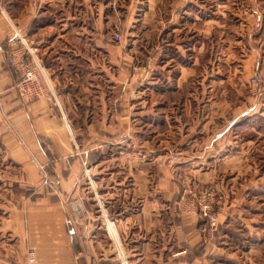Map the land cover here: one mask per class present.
Instances as JSON below:
<instances>
[{"label": "crops", "instance_id": "1", "mask_svg": "<svg viewBox=\"0 0 264 264\" xmlns=\"http://www.w3.org/2000/svg\"><path fill=\"white\" fill-rule=\"evenodd\" d=\"M169 1L0 0V264H26L28 251L33 264H201L218 242L253 237L250 250H264V210L243 184L264 159V130L249 118L261 107L232 90L249 74L243 56L264 50V0L204 1L215 17L196 30L210 41L198 54L227 59L205 70L196 63V94L185 96L167 89H183L195 64H156L140 48L157 27L177 35L185 0ZM19 40L36 49L53 97L19 99L6 60ZM146 65V75L131 73ZM215 177L232 187L205 245L202 221L171 207L181 178L199 185ZM73 194L84 200L75 222L66 205Z\"/></svg>", "mask_w": 264, "mask_h": 264}, {"label": "rangeland", "instance_id": "2", "mask_svg": "<svg viewBox=\"0 0 264 264\" xmlns=\"http://www.w3.org/2000/svg\"><path fill=\"white\" fill-rule=\"evenodd\" d=\"M177 2H180V0H176ZM205 0H185L184 6L181 7L179 11H177V14L179 16L178 19H180V22L177 24L178 33L176 36L172 37L173 35H167L166 34V28L159 29L157 27L156 35L155 37H152L150 39H146L145 41L142 40L140 44L141 46L146 48L150 53L152 52V59H154L153 62L156 64H160L161 61L165 59L174 60L175 62L181 63V65L185 66L184 68H188L189 66L195 64L194 69H190L191 72L193 71V77H188L187 81H185V86L178 87L177 89L174 88L175 85L166 86L167 91H169V94H178L179 96H185V95H195L196 94V63L199 65H203V70H205V65L209 63H223L224 60L227 59V56H223L222 54L213 53H205V54H198V49L200 45L207 46V42H210L209 39L204 36V33H199L196 30L201 29L204 25L209 24V20L214 18L215 16L211 14L209 10H212L208 7V2H204ZM173 0L169 1V4H172ZM200 5V7H199ZM205 5V6H203ZM250 13V12H249ZM263 16V15H262ZM159 18H164L160 15ZM157 24L159 19L156 18ZM235 21V20H233ZM234 23V22H233ZM160 24V22H159ZM166 27L167 24L163 23ZM235 27L237 25L233 24ZM159 26V25H158ZM160 30V31H159ZM203 32V31H202ZM119 34V33H118ZM120 35V34H119ZM122 35V34H121ZM120 35V37H121ZM236 36V33H234L233 36H230L231 43H234V37ZM122 38V37H121ZM207 41V42H206ZM212 43L214 44L213 40ZM209 47V46H208ZM165 51H162L164 50ZM170 49V50H167ZM176 51L181 52V55L176 53ZM162 52H164V56L162 55ZM160 53V54H159ZM144 56V57H149ZM162 55V56H161ZM232 62L236 63V61H240L241 55L240 54H230ZM250 56L251 64H249V74L246 75V73L243 74L242 83H236L237 85L233 86L232 90L234 93H238L245 98H248V100H251L249 105L251 104L252 100L257 102V104H260V113L262 116H260L257 119H252L256 114L251 115L253 111L250 112L249 118L252 121L250 127L257 126L258 129L264 130V50H262L260 55H245L243 57ZM230 62V61H229ZM162 65H165L164 63ZM200 66V68H201ZM183 68V67H182ZM192 68V67H191ZM257 68V71H256ZM190 70H187L190 72ZM209 73V72H208ZM177 75V73H176ZM175 75V76H176ZM173 76V75H172ZM248 78H247V77ZM257 76L259 78L260 86L259 88H255V86H252L250 83V79L252 77ZM187 82V83H186ZM248 105V106H249ZM250 120V121H251ZM264 132V131H263ZM260 143V152L263 150L264 154V133H262L259 136ZM247 139L251 138V136H246ZM252 139V138H251ZM261 155V153H259ZM262 162L257 167H249L248 173L246 174V177L243 179L245 184L244 189L246 190V195L248 196V199L255 198L253 201V205L255 208H259L264 210V159L261 160ZM256 176V180H255ZM201 186L205 185H211L212 187L216 186L220 192L223 193L224 198L226 193L228 194V191L230 190L229 187H232L231 184H226L225 181H222L221 178L215 177V179L208 180V181H201L199 184ZM237 186V185H236ZM239 186V185H238ZM262 203V206H261ZM260 213V212H259ZM264 215V211L262 212ZM261 222L264 223V217ZM231 222H234L236 224H240L236 222V218L232 217ZM233 223V224H234ZM233 232V231H232ZM218 233V232H217ZM237 233V232H236ZM239 233V232H238ZM217 236V235H216ZM240 238V237H239ZM212 243V242H211ZM226 243V242H223ZM206 245V244H205ZM203 245L201 250V253H204V248L208 247ZM256 245V240L254 237L252 240L249 241L248 244L243 245L242 241L240 239H237L235 241L230 242L228 245L224 244H218L215 245L211 251L207 255V259L205 260V263L201 264H264V250L261 247V250L259 251V254L253 252L254 250H250L252 246ZM217 250V252H216ZM260 256L262 258H257V256ZM196 257V256H195ZM129 264V262H128ZM192 264V263H191Z\"/></svg>", "mask_w": 264, "mask_h": 264}, {"label": "built area", "instance_id": "3", "mask_svg": "<svg viewBox=\"0 0 264 264\" xmlns=\"http://www.w3.org/2000/svg\"><path fill=\"white\" fill-rule=\"evenodd\" d=\"M112 39L120 43L121 37L118 33L112 34ZM36 49H28L23 40H19V47L12 49L6 55L9 68L15 75L16 81L14 89L22 103L28 104L38 99L53 97L54 89L50 84L47 74L35 55ZM150 71V66L134 67L131 69L132 74L146 75ZM250 83L255 88H259L260 82L257 76L250 79ZM178 160L177 155H172L166 160V165L172 166ZM163 164H158L161 168ZM181 191L178 198L173 202L171 210L178 215L195 216L202 221L200 234L202 243L207 244L208 240L214 236L218 225L219 215L224 210L225 198L222 192L216 186L211 185H194L193 182L180 179ZM84 200L78 194L69 196L66 205L73 212V221L81 217ZM68 234L75 235L71 221ZM34 254L28 251L26 254V264H33ZM118 264H128L126 260L120 258Z\"/></svg>", "mask_w": 264, "mask_h": 264}, {"label": "trees", "instance_id": "4", "mask_svg": "<svg viewBox=\"0 0 264 264\" xmlns=\"http://www.w3.org/2000/svg\"><path fill=\"white\" fill-rule=\"evenodd\" d=\"M218 227H219V226L217 225V228H216V234H217V232H218Z\"/></svg>", "mask_w": 264, "mask_h": 264}]
</instances>
